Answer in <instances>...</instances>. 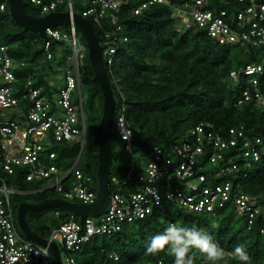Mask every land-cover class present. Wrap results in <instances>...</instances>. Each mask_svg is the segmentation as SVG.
Returning a JSON list of instances; mask_svg holds the SVG:
<instances>
[{
  "label": "built area",
  "instance_id": "2783aa9c",
  "mask_svg": "<svg viewBox=\"0 0 264 264\" xmlns=\"http://www.w3.org/2000/svg\"><path fill=\"white\" fill-rule=\"evenodd\" d=\"M233 11L210 7L208 0H163L171 9V16L178 21L176 30L197 27L219 44L248 45L264 50V0H219ZM127 0H90V5L81 15L89 16L99 23L107 13L115 25L102 39L103 62L110 66L116 47L112 44L120 33L116 13ZM40 6V16L65 3L72 14V0H30ZM156 0H144L131 8L133 14L140 13ZM235 3L241 5L236 7ZM4 4L0 3V10ZM69 23L66 29L46 27L43 51L45 59L51 60L54 52L64 56L62 85L57 87L48 79L50 88L36 83V71H28L18 87L16 69L29 65L28 61L15 60L8 54V46L0 44V114L11 111L8 118L0 117V264H53L49 250L21 235L16 227L10 195L18 192L8 186L6 177L19 172L26 180L43 181L38 190L53 188L61 198L79 202H92L96 197L92 176L76 167L78 157L67 168H60L53 159L54 151H48L53 142L84 143L85 121L83 94L80 85V66L86 51ZM112 36V37H111ZM69 50L66 53V50ZM264 72V54L258 61L231 69L228 77L232 84L245 76L246 86L237 103L254 101L264 109V95L257 88V76ZM59 75L57 74H53ZM117 91L121 92L116 85ZM121 98L122 95H121ZM123 104L114 120V128L120 139L131 150L132 134L130 122L124 116ZM264 154V139L248 136L241 128L231 127L221 134L212 129L210 123L199 122L191 128L185 138L171 144L167 151L154 145L147 159L136 172V181L131 171L119 179L108 175V197L103 211L82 219L69 212L60 223L51 228L48 236L56 243L60 264H84L75 254L94 236L109 237L124 224L149 215L163 205L184 207L190 211L214 214L217 207L226 202L233 205L237 215L247 220V229L257 226L264 235V194H253L242 188L236 178ZM208 165L213 167L205 171ZM155 172L159 179L150 183L149 173ZM69 177V178H68ZM171 194V198H169ZM60 215L59 209L53 211ZM68 212V211H67ZM77 215V214H76ZM173 223V222H168ZM227 253L222 264H230ZM109 257L117 260V254ZM202 264H208L206 259ZM234 264V263H232Z\"/></svg>",
  "mask_w": 264,
  "mask_h": 264
},
{
  "label": "trees",
  "instance_id": "16d2710c",
  "mask_svg": "<svg viewBox=\"0 0 264 264\" xmlns=\"http://www.w3.org/2000/svg\"><path fill=\"white\" fill-rule=\"evenodd\" d=\"M24 1L27 14L40 16V6L33 5L30 0ZM142 1L144 0H127L121 5L116 13L120 33H117V39L112 43L116 47L112 64L107 66L104 61L115 101L109 175L122 179L131 167L134 152L148 155L154 145L167 151L171 144L182 141L187 132L199 122L210 123L212 129L221 134L228 133L231 127H241L248 136L264 139V109L254 101L240 104L236 102L247 84L245 76L241 75L236 84H232L228 77L231 69L258 61L264 50L245 44H219L207 36L204 29L197 27L176 30L178 21L171 16L172 9L166 4L153 3L140 13L133 14L131 8ZM208 1L210 7L233 11V6L223 1ZM0 3L4 4L3 10H0V44L8 46V54L13 59L29 62L28 66L16 69L17 85L20 87L26 73L32 70L37 74L35 82L43 84L46 89L50 88L48 79L62 71L64 56L54 52L51 60L45 59L42 47L44 38L37 32L25 30L17 24L8 12L6 0H0ZM89 5L90 0H72L73 11L78 14ZM235 6L241 5L235 3ZM65 9L64 3L56 10ZM87 18L98 37L102 51V39L115 25L111 24L107 13L100 18L99 23L89 16ZM55 27L65 30L67 25L59 24ZM76 32L79 40L85 44L80 32ZM65 52L68 53L69 50ZM80 70L84 119L93 135L95 147L94 155L81 165L78 161L76 167L92 176L96 184V128L102 112L103 96L90 67L87 50ZM257 88L264 95V72L257 76ZM122 104L124 116L132 129L129 139L131 150H127L125 142L120 139L114 128V120ZM86 132L85 128V137ZM113 138L118 141L117 150L113 148ZM79 147L78 142L60 141L51 143L48 151H54L53 162L60 168L67 169L73 164ZM140 167H137L134 161L131 171L133 181H136L135 174ZM212 167L208 165L205 171L211 170ZM243 171L245 175L236 178L242 188L253 194H264V154ZM6 182L15 190L28 188L27 191L17 190L18 192L12 194L15 196L13 202L16 209L20 203L16 204L20 192L34 195V201L29 202L54 197L53 194L57 193L53 188L38 190L43 181L26 180L19 172L8 175ZM46 191L53 194L47 196ZM10 202L12 207L11 195ZM59 211L60 215L53 214L54 217L46 226L38 220V211H29L25 219L33 231L46 238L50 229L57 226L69 213L61 209ZM13 215L16 223V213L13 212ZM75 216L79 219L84 217L76 214ZM168 222L178 226L197 227L210 233L213 240L225 249V257L235 246L243 245L250 261L242 262L229 256L227 261L230 264H264V235L259 233L257 226L255 227L256 221L251 229H247L246 218L237 215L229 202L217 207L214 214L190 211L184 207H157L146 217L124 224L109 237H92L82 245L75 256L84 264H174V257L166 250L157 254H149L146 251L151 238L162 233ZM213 223L219 227L212 228ZM16 227L21 234L17 223ZM111 252L117 254V260L109 257ZM189 255L192 256L193 264H202V259H206L210 264L198 249L190 250ZM223 262L224 260L219 264Z\"/></svg>",
  "mask_w": 264,
  "mask_h": 264
},
{
  "label": "water",
  "instance_id": "95a60500",
  "mask_svg": "<svg viewBox=\"0 0 264 264\" xmlns=\"http://www.w3.org/2000/svg\"><path fill=\"white\" fill-rule=\"evenodd\" d=\"M6 2L8 12L17 24L25 30L37 32L42 37H44L46 27L72 23L85 41L88 61L103 96L102 112L96 128L98 192L95 199L92 202L79 203L54 196L37 202H20L16 209V223L21 234L30 241L46 246L52 263L60 264V255L56 243L33 231L26 222L25 215L28 211H39L48 207L65 210L80 216H95L103 211L107 204V180L110 173V142L115 113L113 91L102 60L98 37L88 18L75 12L70 14L68 11H53L41 16H32L26 13L24 0H6Z\"/></svg>",
  "mask_w": 264,
  "mask_h": 264
},
{
  "label": "clouds",
  "instance_id": "9594fccd",
  "mask_svg": "<svg viewBox=\"0 0 264 264\" xmlns=\"http://www.w3.org/2000/svg\"><path fill=\"white\" fill-rule=\"evenodd\" d=\"M156 2L160 3L163 0H156ZM149 176L151 177L150 183H155L159 179L155 172L149 173ZM169 198H171V194H169ZM211 227L219 226L213 223ZM192 249H198L203 253L210 264H219L225 259V249L213 240L210 233L197 227L178 226L175 223H169L162 233L154 235L149 241L146 251L149 254H157L166 250L169 255L174 257V264H193L192 256L189 255ZM231 256L242 262L250 261L243 245L235 246Z\"/></svg>",
  "mask_w": 264,
  "mask_h": 264
},
{
  "label": "rangeland",
  "instance_id": "374dc122",
  "mask_svg": "<svg viewBox=\"0 0 264 264\" xmlns=\"http://www.w3.org/2000/svg\"><path fill=\"white\" fill-rule=\"evenodd\" d=\"M58 74L59 75L53 76L51 81L54 82L55 86L60 87L62 85V83H63L62 82V71H60ZM10 113H11L10 110H5V111L2 112V114H0V117H3V118L12 117ZM84 118H85V115H84ZM84 121H85V128L87 129L86 137L84 138V143L82 145L80 144L79 151H78L77 156H76V158L78 157V161H79L80 165L85 163V162H87L92 157V155H94V147H95L94 141H93V135L91 134V132L89 130V127L86 125V120L85 119H84ZM112 145H113V148L115 150L118 149V141H117L116 138L112 139ZM95 154H96V152H95ZM132 157H133L137 167L140 166L142 163H144L145 160L147 159V155L141 154L139 152H134L132 154ZM76 158H75V160H76ZM17 190L18 191H27L28 188H24L23 190L17 188ZM94 190H95L96 195H97L98 182L95 184ZM20 193L21 194H18V198L16 199L17 200L16 204H18L19 202H23V201H26V202L34 201V195H27V194H24V192H20ZM51 194H53V193L50 192V191H46V195L47 196H49ZM53 195L56 196L58 194L54 193ZM14 197L15 196H13L11 194L12 209H13V212L16 213V205L13 202ZM28 212H26V213H28ZM38 212L40 214L38 220L41 222V224H43L45 226L49 225L50 219H52L54 217V215H53L54 214L53 213V207L44 208L42 210H39Z\"/></svg>",
  "mask_w": 264,
  "mask_h": 264
},
{
  "label": "crops",
  "instance_id": "0c3cea01",
  "mask_svg": "<svg viewBox=\"0 0 264 264\" xmlns=\"http://www.w3.org/2000/svg\"><path fill=\"white\" fill-rule=\"evenodd\" d=\"M19 87V86H18Z\"/></svg>",
  "mask_w": 264,
  "mask_h": 264
}]
</instances>
